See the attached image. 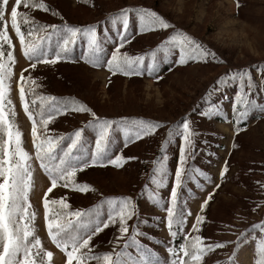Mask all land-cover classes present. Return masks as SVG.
I'll use <instances>...</instances> for the list:
<instances>
[{"label":"rangeland","instance_id":"rangeland-1","mask_svg":"<svg viewBox=\"0 0 264 264\" xmlns=\"http://www.w3.org/2000/svg\"><path fill=\"white\" fill-rule=\"evenodd\" d=\"M34 6L18 7V24H35L39 18L52 24H68L80 28L94 25L104 47V64L95 67L83 59L87 40L83 36L76 39L72 55L55 64H37L30 67L23 54L19 37L11 28L10 9L15 0H9L7 14L1 28L6 24L7 35L12 47L7 46L3 62L11 69L12 75L6 80V102L11 101L15 116L10 117L22 133V147L32 157V188L29 192V214L34 213L31 221L34 234L29 238L34 243L40 240L43 251L53 253L51 264H66L67 256L52 243L44 218V192L51 186L47 175L35 160V149L31 142V121L24 112L19 99L20 75L24 72L28 82L37 80L42 85L41 96L68 97L86 105L91 112H74L54 115L46 130L42 125L41 133L46 137L56 134L66 135L84 127L96 117L105 120H126L122 128L117 129L112 146V158L119 154L124 157L121 166H91L76 173L78 184L90 186L88 192H80L57 187L49 194L51 199L67 198L72 210L86 206H97L102 199L111 197H131L137 204V215L128 221L130 226L139 222L137 239L161 260L171 257L167 248L171 236L166 227V211L154 204L153 196L158 195L167 207L171 187L174 183L177 166L180 137H168L170 128L177 129L187 116L193 140L194 155L189 157L185 183L178 189V207L191 212L183 224L182 234L192 230L195 215L200 213L205 219L193 231L202 237L203 243L223 244L206 252L200 264H255L256 246L264 237L259 227L264 223V112L251 111L247 119H240L238 130L234 131L231 123L232 104L239 92V82L231 86L216 85L218 77L226 72L247 69L254 87L249 92L250 98L264 105V0H29ZM46 4L48 11L35 7ZM152 9L167 19L173 29L159 30L148 26L141 33L135 13L130 14L129 37L122 52L129 56L144 55L145 62L150 59L149 49L159 45L173 34L176 40L188 35L202 43L210 52L216 54V60L209 57V62H189L175 65L173 56L161 48L156 52L160 63L162 79L148 76H126L108 71L107 58L119 42L118 32L122 30V21L115 19V14L124 8ZM1 10L2 5H1ZM58 12V14H55ZM26 14V15H24ZM54 14V15H53ZM53 15V16H51ZM110 17L112 19H110ZM38 31L32 33L35 36ZM56 36L46 37L43 42H36L45 48L54 45ZM27 43V42H26ZM13 53L14 60H7V52ZM27 69L25 72L24 70ZM247 84V79H245ZM31 86V85H30ZM29 86V87H30ZM44 103V102H43ZM219 109L218 114L214 110ZM243 110V109H241ZM143 119L157 122L160 126L151 133H140L133 122ZM76 127V128H75ZM116 127L115 125L113 126ZM75 128V129H74ZM74 129V130H73ZM131 135V142L125 147V135ZM88 147L95 144V133L85 129ZM64 147H67L65 142ZM131 157V159H129ZM163 161L168 170V179L163 187L157 189L152 183L154 169ZM227 161L228 171L223 179L220 171ZM216 184L220 187L216 188ZM212 199L201 213L200 205L209 194ZM58 206V205H57ZM56 206V207H57ZM107 213V206H104ZM160 219L157 220L156 218ZM116 225H110L102 233L93 237L89 248L81 253L88 256H102L104 253L120 251L125 238L120 236ZM89 249L91 251H89ZM70 250V249H69ZM35 251V249H34ZM134 253V249H128ZM179 256V254H178ZM115 258V257H113ZM37 264H48L47 258L36 257ZM76 264V261H73ZM87 264H102V261L87 260Z\"/></svg>","mask_w":264,"mask_h":264},{"label":"snow or ice","instance_id":"snow-or-ice-1","mask_svg":"<svg viewBox=\"0 0 264 264\" xmlns=\"http://www.w3.org/2000/svg\"><path fill=\"white\" fill-rule=\"evenodd\" d=\"M31 8L34 5L29 0H15V4L10 9L11 28L15 30L16 36L19 37L20 46L24 56L32 61L30 67L35 69L37 64H55L65 57L72 55V48L76 39L83 36L87 40V46L83 52L81 59L85 62L99 67L104 64L105 55L104 47L98 37L97 28L89 25L85 28L63 25H49L51 29L49 39L54 35L57 37L58 46L53 49L51 46L45 48L39 44L31 42L26 43L25 34L21 31L18 24V7L21 4ZM9 0H0L2 9L0 10V23L4 22L7 14ZM35 7L48 11L46 4H38ZM135 13L138 21L139 31L143 33L148 30V26L155 29L167 30L173 29L167 19L162 17L156 11L146 8H124L115 14L113 23L117 20L122 21V30L118 32L119 42L111 51V55L107 58L106 68L113 74L119 72L126 76H141L147 73L148 76L162 79L158 75L160 72V63L157 59L156 52L161 48L166 49L167 53L173 56L175 65L183 66L189 62H209V57L214 61L216 54L210 52L202 43L188 35H183L176 40L173 34L165 38L156 51L152 52L150 59L145 62L144 55L129 56L121 49L129 43V37L133 35L129 31L130 14ZM26 15V14H24ZM31 31L28 36H31ZM6 43L9 48L12 47V41L7 35V26L0 28V264H37L36 257L47 258L48 264H51L53 253L43 251L40 248L39 238H35L34 243L29 238L34 234V228L31 221L34 220L35 214H29L28 209L31 207L29 203V192L32 188V157L22 147V133L10 117L15 116L11 101L6 102V80L12 75L11 69L3 62L4 52L3 44ZM7 60L13 62L14 57L11 51L7 52ZM25 72L27 69L24 70ZM247 79V84H245ZM26 77L24 72L20 75L19 83V99L23 106L24 112L28 119L32 122L31 126V142L35 149V160L38 161L40 169L47 175L51 182V186L44 192L43 207L44 218L48 229V236L53 244L67 256L66 264H87V260L102 261V264H200L204 254L214 248H222L223 244H207L203 243L202 237L195 236L189 242V236H184V243L179 246V252L183 256H178L177 248L170 246L167 252L169 260H161L156 257L148 246L142 245L137 236L143 233L139 232V222L131 226V234L129 235L130 226L128 221L137 215V204L131 197H111L102 199L93 209L72 210L66 197L59 200L51 199L49 194L57 187L58 183H62L63 187L71 188L80 192H88L90 186L87 184H78L75 181L76 173L83 171L91 166L113 165L121 166L124 159L122 155H115L112 158V146L114 143L113 133L122 128L127 123L126 120H105L95 116L89 120L84 127L74 130L70 134L59 135L56 137L42 136L39 125H43L45 130L48 124L54 119L52 115L55 112L61 114L60 109L49 107L45 112L44 98L41 97L40 110L34 115V109L30 107L26 101L27 91L24 85ZM239 82V92L232 104L234 114H237V120L247 119L251 111L264 112V105L258 104L250 98L249 92L245 88L251 90L254 87L252 77L247 69L239 71H230L218 77L216 85L231 86L232 82ZM49 101H55V97H48ZM35 105L36 101L33 100ZM243 109V110H241ZM65 111L68 110L66 105ZM218 114L219 109H214ZM71 111L74 112H91L86 105L76 102L73 99ZM37 116L39 119H37ZM45 116L47 118H45ZM134 126L140 131L136 133L135 138L140 139V133L147 135L154 132L160 125L154 121H145L143 119L133 122ZM116 126L115 128L113 126ZM91 128L95 133L94 147H88V139L85 135V129ZM179 135L180 146L177 166L175 168L174 183L171 187L170 199L167 201L165 208L164 201L158 196H153L155 205L166 211L164 220L169 235L175 240L178 232L183 231V224L187 216L191 212L185 211L183 206L178 207V189L185 183V176L188 170L189 157L194 155L193 140L190 119L185 117L177 129L170 128L167 136L173 137ZM131 135H125V147L132 140ZM65 142L67 147H64ZM131 159V157H129ZM228 171L227 161L220 171V178L223 179ZM168 179V170L163 161L158 163L154 169L152 183L159 189L164 186ZM220 185L216 184V188ZM212 199L210 193L208 198L200 205L201 213ZM59 206L57 209L55 206ZM107 206V213L104 212V206ZM157 220L160 218L157 217ZM205 217L198 213L195 215V222L191 228L193 231L199 230V225L204 221ZM118 222V231L120 236L117 239L125 238V243L120 251L104 253L102 256H88L87 253H81L82 249L89 248V243L94 236L102 233L110 225H116ZM261 233H264V223L256 225ZM174 228L178 229L174 230ZM134 249L129 252L128 249ZM35 249V251H34ZM70 249V250H69ZM89 251H91L89 249ZM255 264H264V237H262L255 250ZM115 257V258H113ZM187 257L188 259H185ZM44 264V261H41ZM235 264V262H233Z\"/></svg>","mask_w":264,"mask_h":264},{"label":"trees","instance_id":"trees-1","mask_svg":"<svg viewBox=\"0 0 264 264\" xmlns=\"http://www.w3.org/2000/svg\"><path fill=\"white\" fill-rule=\"evenodd\" d=\"M0 10H1V5H0ZM55 14H58V12H56ZM53 15H51V16H53ZM28 23L29 22L21 23L20 27H21V31L25 34L26 42H31V43L43 42L44 39L46 37H48L49 33L51 32V29L48 26L49 25H58V24H52V23H50L47 20H44L42 18H39V20L35 24L30 25ZM1 25H2V23H0V28H1ZM38 30H39V32L36 33L35 36H33V37L28 36V33L30 31H31V33H34V32H36ZM57 46H58V42L57 41H56V43L54 45H51V47L53 49H55ZM69 47L72 48L73 45H69ZM6 49H7V46H5L3 48L4 51H6ZM154 51H155L154 48H152L151 50L149 49L148 54L151 55L152 52H154ZM32 82H33L32 84H29V82H28L25 85L26 90H28L27 94H26V101L29 103L30 107H32L34 109V115H35L40 110L41 97H42L41 96V94H42V90H41L42 85L40 83H37V80L32 81ZM43 98H44L43 102H44V105H45V112L48 111L49 107H55V108L60 109V113L61 114L62 113L63 114H67L68 112L71 111V105H72L71 98L56 96L55 97L56 100L54 102L53 101H49L47 99L48 98L47 96H43ZM33 100L36 101L35 105L32 104ZM66 105L68 106V110L67 111L64 110ZM52 115L56 116L57 114L55 112H53ZM45 118H47V117L45 116ZM37 119H39L38 116H37ZM231 123H232V127H233L234 131L238 130V128L240 126V120L239 121L237 120V114H234L233 110L231 112ZM31 126H32V122H31ZM41 126H42V124L39 125V128ZM41 134H42V136H44L46 138V136L43 133H41ZM59 135L60 134H56V135H52V136L56 137V136H59ZM56 208L59 209V206H57ZM87 209H92V206H86L82 210H87ZM174 230L178 231V229H176V228H174ZM186 235L189 236V238H190L189 242L191 243V238L195 237V235L193 233V230L190 233L186 234ZM184 236H185L184 234H182L181 232H178V236L175 238V240H173V238L171 237L170 246H174V247L177 248V254H179V256H183V253L179 252V246H180L181 243H184ZM185 259H188V258L185 257ZM211 264H213V263H211ZM217 264H219V263H217Z\"/></svg>","mask_w":264,"mask_h":264}]
</instances>
